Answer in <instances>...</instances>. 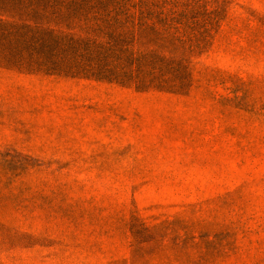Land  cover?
Listing matches in <instances>:
<instances>
[{
	"label": "rangeland",
	"instance_id": "374dc122",
	"mask_svg": "<svg viewBox=\"0 0 264 264\" xmlns=\"http://www.w3.org/2000/svg\"><path fill=\"white\" fill-rule=\"evenodd\" d=\"M210 41L181 93L0 67V264H264V0Z\"/></svg>",
	"mask_w": 264,
	"mask_h": 264
},
{
	"label": "trees",
	"instance_id": "16d2710c",
	"mask_svg": "<svg viewBox=\"0 0 264 264\" xmlns=\"http://www.w3.org/2000/svg\"><path fill=\"white\" fill-rule=\"evenodd\" d=\"M229 1L0 0V67L181 93Z\"/></svg>",
	"mask_w": 264,
	"mask_h": 264
}]
</instances>
